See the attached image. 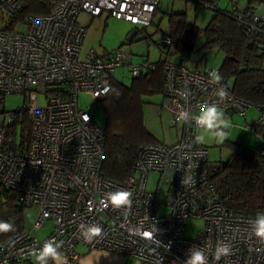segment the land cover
I'll return each instance as SVG.
<instances>
[{"label":"built area","instance_id":"2783aa9c","mask_svg":"<svg viewBox=\"0 0 264 264\" xmlns=\"http://www.w3.org/2000/svg\"><path fill=\"white\" fill-rule=\"evenodd\" d=\"M211 1V0H210ZM218 1V0H212ZM233 2L232 13L244 22L245 9ZM160 0H59L47 14H27L20 0H0V99L10 93L27 94L23 107L0 119V183L26 206L36 209L31 230L14 233L0 245V264H24L48 239L62 241L60 251L67 264H78L76 245L131 257L136 264H184L188 250H205L208 264H264V243L254 235L252 223L258 212L244 215L227 208L209 180L208 149L196 143L194 122L183 123L181 111L198 113L205 103H216L226 113L244 116L252 107L236 96L231 83L211 80L218 69L190 68L170 59L163 63L162 95L179 136L172 143L144 142L136 150L130 173L118 182L102 172L105 131L78 104L80 92L101 102L115 80L113 72L128 67L130 77L152 71L156 64L144 59L134 64L127 53L113 50L97 54L93 49L80 58L86 28L77 22L81 12L109 16L135 26L149 25ZM247 16V14L245 15ZM249 29L264 32V17L256 13ZM161 45L171 39L161 35ZM165 56V55H164ZM221 85L228 95H217ZM38 92L46 103L38 106ZM256 124L264 128V109ZM28 119V142L17 139L18 128ZM254 131V127H253ZM158 173L167 184L162 201L147 188L148 175ZM183 181V182H182ZM132 193L128 208L116 209L106 194L116 190ZM160 209L163 211L160 212ZM52 231L44 238L33 235L47 221ZM189 220L200 221L195 238L185 234ZM98 224L103 232L91 242L80 234V225ZM153 232L151 237L146 232ZM218 242L231 246L228 256L215 259Z\"/></svg>","mask_w":264,"mask_h":264},{"label":"trees","instance_id":"16d2710c","mask_svg":"<svg viewBox=\"0 0 264 264\" xmlns=\"http://www.w3.org/2000/svg\"><path fill=\"white\" fill-rule=\"evenodd\" d=\"M20 1L23 9L16 19H22L27 14L50 13L59 0ZM194 1L198 3L204 0ZM262 3L264 0H247L244 22L232 10L217 9L203 29L202 44L208 51L219 49L224 53V59L217 68L218 74L231 83L232 92L236 96L246 99L257 110L264 109V32L249 29L245 20L249 21ZM152 22L153 19L150 24ZM197 32V27L186 20L185 13L171 12L169 32L162 34L170 37L171 47L161 45L159 40L156 45L160 51L162 47H167L168 52L173 48L171 55L177 56V63L185 64L192 59L195 51L192 38ZM160 55L154 62V70L131 78L128 85L112 80L110 91L101 101L106 114L102 172L111 180L120 182L130 173L137 147L141 143L159 142L145 127L142 108L144 96L162 94L166 54ZM255 122L254 132L262 138L261 144L255 149H248L228 142V158L215 163L210 161L208 173L218 199L227 208L244 215L264 209V128ZM29 132L28 119L25 118L20 127V142H28ZM26 207L12 191L0 183V221L14 226L12 231L0 232V245L14 233L25 231L23 214ZM24 264H36V261L31 258Z\"/></svg>","mask_w":264,"mask_h":264},{"label":"rangeland","instance_id":"374dc122","mask_svg":"<svg viewBox=\"0 0 264 264\" xmlns=\"http://www.w3.org/2000/svg\"><path fill=\"white\" fill-rule=\"evenodd\" d=\"M234 1L236 0H204L197 3L194 0H160L152 24L143 27L111 17L107 12H102L96 16L81 12L77 16V22L86 28V32L82 39L80 58L90 49H93L97 54L118 49L127 53V61L130 63L138 64L145 58L154 63L160 58V54L165 55L166 52L168 53L167 47H162V51H160L156 41L162 34L169 32V14L171 12H181L186 14L188 23L194 24L198 30L192 38L195 51L192 59L186 62L185 65L190 68H219L224 59V53L219 49L208 51L202 47L204 41L203 29L217 9L229 11L233 7ZM246 2L247 0H239V8L245 7ZM256 14L264 17V3L257 7ZM133 28H136L138 33L134 36L133 41L128 42L127 35ZM169 57L171 60L178 62L176 55L169 54ZM113 76L115 80L125 85H128L131 80L128 67L117 68L113 72ZM26 97L27 94L18 93L4 95L0 99V111L8 113L23 107ZM36 102L38 106H44L46 103L45 93L38 92ZM78 104L80 108L88 111L95 124L104 128L106 114L102 109L101 102H94L91 94L85 91L80 92L78 95ZM166 104L167 99L161 93L144 96L143 122L156 140L172 143L179 136V127L172 124L169 112L165 107ZM224 113L232 124L231 129L228 130L230 132L228 139L223 143H217L214 139L206 138L205 143H203L208 149L209 160L212 163L228 158L230 152L228 142L236 143L248 149H255L262 142V138L253 131L254 122L259 115L256 107L248 108L244 116L229 114L225 111ZM2 117L3 114H0V119ZM17 139H20V127L17 131ZM147 188L156 192L158 201H162L167 192V184L162 182L160 175L155 172L148 175ZM161 211L163 209H160ZM35 217L36 209L33 206L26 207L23 214L25 230H31ZM52 229L53 222L49 220L39 230L32 232L36 238L41 239L46 237ZM201 229L202 224L200 221L189 220L185 226V234L195 238ZM75 250L80 255L83 253L84 248L77 244Z\"/></svg>","mask_w":264,"mask_h":264},{"label":"clouds","instance_id":"9594fccd","mask_svg":"<svg viewBox=\"0 0 264 264\" xmlns=\"http://www.w3.org/2000/svg\"><path fill=\"white\" fill-rule=\"evenodd\" d=\"M211 80L219 83L222 77L216 72L212 71L210 74ZM217 95L221 98L227 97L228 93L221 85L218 89ZM178 121L183 123L194 122L195 128L198 130L194 137L196 143H205L206 138L214 139L217 143H223L228 139L232 124L224 111L216 103H205L199 107V112L194 114L187 110L181 111L177 117ZM183 182V181H182ZM132 193L128 190H116L106 194L107 203L111 204L113 208H128L131 206ZM13 224L0 221V232H9L13 230ZM253 235L264 243V212H258L255 220L252 223ZM157 228H153L152 232H146L145 236L151 237L153 232L157 233ZM103 232L102 226L98 224H91L85 226L80 225V234L85 241L91 242L94 238L99 237ZM63 242L55 239H48L43 242L42 247L33 251L32 255L36 264H67V258L60 251ZM231 246L227 243L218 242L215 251V259L220 260L221 257L228 256L231 253ZM184 264H208V258L205 250L200 247H191L188 250L187 259Z\"/></svg>","mask_w":264,"mask_h":264},{"label":"crops","instance_id":"0c3cea01","mask_svg":"<svg viewBox=\"0 0 264 264\" xmlns=\"http://www.w3.org/2000/svg\"><path fill=\"white\" fill-rule=\"evenodd\" d=\"M81 247L84 248V250L83 253L79 255L78 264H136L135 260L131 257H125L106 251L89 250L83 245H81Z\"/></svg>","mask_w":264,"mask_h":264},{"label":"water","instance_id":"95a60500","mask_svg":"<svg viewBox=\"0 0 264 264\" xmlns=\"http://www.w3.org/2000/svg\"><path fill=\"white\" fill-rule=\"evenodd\" d=\"M137 34V29L136 28H133L127 35V41L130 42L134 36Z\"/></svg>","mask_w":264,"mask_h":264}]
</instances>
